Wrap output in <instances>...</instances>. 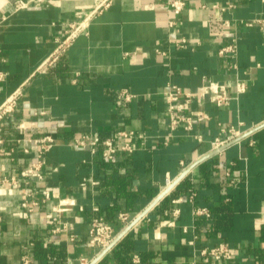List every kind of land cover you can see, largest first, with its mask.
Instances as JSON below:
<instances>
[{
    "label": "crops",
    "instance_id": "0c3cea01",
    "mask_svg": "<svg viewBox=\"0 0 264 264\" xmlns=\"http://www.w3.org/2000/svg\"><path fill=\"white\" fill-rule=\"evenodd\" d=\"M99 1L0 0V107L17 98L0 131V264L25 254L32 264H264V0H185L180 14L166 0H109L92 13ZM87 16L48 63L68 24ZM212 83L226 104L202 93ZM174 86L182 93L170 100ZM173 115L185 117L174 128ZM232 126L240 139L213 151ZM121 130L137 136L117 137L133 148L112 158L72 145ZM46 135L44 179L26 183ZM121 212L144 216L99 256L91 220L123 231ZM222 243L229 259L202 255Z\"/></svg>",
    "mask_w": 264,
    "mask_h": 264
},
{
    "label": "built area",
    "instance_id": "2783aa9c",
    "mask_svg": "<svg viewBox=\"0 0 264 264\" xmlns=\"http://www.w3.org/2000/svg\"><path fill=\"white\" fill-rule=\"evenodd\" d=\"M167 5L171 9V11L175 14H180L186 6L185 0H166ZM109 5V0L99 1L92 13L101 11L103 8ZM86 19L76 20L68 24L65 34L63 37L57 39V47L51 55V58L48 60V63H53L58 60L61 55H63L71 41V39L81 30L86 28ZM236 51L235 44H229L223 46L219 49V54L223 57L234 55ZM3 77V73L0 72V78ZM246 88V85L243 81H238L237 89L239 92H243ZM210 93L211 100L217 105H224L228 102L229 97L226 93L225 86L223 84L212 83L211 85L205 87L203 89V94ZM182 93L179 87L174 86L173 89L168 92V98L170 100H175L178 98V95ZM192 93H186L187 100L190 99ZM130 93L122 91L117 96V104L122 105L127 100H129ZM16 95H12L9 97L3 105L0 107V131L2 129V120L13 111L16 105ZM170 126L172 128L176 127L178 123L183 121L185 117L182 115H173L170 118ZM221 133L222 136H217L212 141V150L217 151L231 142L237 141L240 139L241 134L235 127L222 128ZM136 133L133 130H121L116 132L115 136H110L106 139L99 141V139L94 138L91 134H83L80 137H77L73 140L72 145L77 148H85L88 147L91 152L95 153L99 150V146L102 147V155L107 158H112L119 151H131L133 146L131 142H125L119 144L116 141L117 137H123L127 139H135ZM35 142L40 143L41 149L39 154L38 161L32 162L27 168L22 170L21 177L23 180L28 183L34 178L38 180L44 179L43 165H44V152L51 147L55 139L52 136L46 135L39 139H36ZM2 139L0 138V150H1ZM3 182L12 184L17 186L19 184L18 179L16 178H4ZM45 195H49L48 191H42ZM26 204V202H25ZM37 204V202H32V205ZM197 213H206L208 214L205 208H201L197 210ZM144 216V213H140L134 219H130L127 212L119 213V220L125 223L126 228L123 231H117L115 227L110 224L103 216L96 215L91 220V226L89 230V244L92 246H98L101 248V254L106 253L110 248H112L125 234L126 232L135 225L137 221H139ZM1 220V216H0ZM202 255L209 256L213 259H229L231 257L230 247L226 244H219L217 246L206 248L201 251ZM21 264H32L31 258L25 254L22 257Z\"/></svg>",
    "mask_w": 264,
    "mask_h": 264
}]
</instances>
